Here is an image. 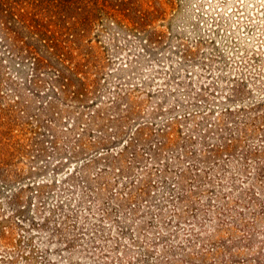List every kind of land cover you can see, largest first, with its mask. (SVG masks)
Here are the masks:
<instances>
[{
  "label": "rangeland",
  "instance_id": "1",
  "mask_svg": "<svg viewBox=\"0 0 264 264\" xmlns=\"http://www.w3.org/2000/svg\"><path fill=\"white\" fill-rule=\"evenodd\" d=\"M123 1L0 26V264H264V8Z\"/></svg>",
  "mask_w": 264,
  "mask_h": 264
},
{
  "label": "trees",
  "instance_id": "2",
  "mask_svg": "<svg viewBox=\"0 0 264 264\" xmlns=\"http://www.w3.org/2000/svg\"><path fill=\"white\" fill-rule=\"evenodd\" d=\"M53 9L58 12L56 17ZM117 11L124 18L128 15L123 0H0V26L17 41L21 37L33 41L34 46L30 44L27 50L33 56V50L49 48L55 43L49 39V25L63 32H73L89 27L97 20L116 18ZM66 19H72V22L67 23ZM49 55L53 59L59 58L56 54Z\"/></svg>",
  "mask_w": 264,
  "mask_h": 264
},
{
  "label": "snow or ice",
  "instance_id": "3",
  "mask_svg": "<svg viewBox=\"0 0 264 264\" xmlns=\"http://www.w3.org/2000/svg\"><path fill=\"white\" fill-rule=\"evenodd\" d=\"M241 2L243 3V0H241ZM258 2L260 3V6L264 8V0H258Z\"/></svg>",
  "mask_w": 264,
  "mask_h": 264
}]
</instances>
